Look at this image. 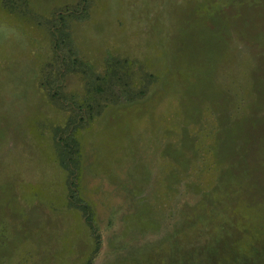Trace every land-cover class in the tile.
I'll return each mask as SVG.
<instances>
[{
	"label": "rangeland",
	"instance_id": "374dc122",
	"mask_svg": "<svg viewBox=\"0 0 264 264\" xmlns=\"http://www.w3.org/2000/svg\"><path fill=\"white\" fill-rule=\"evenodd\" d=\"M202 1L0 0V264H196L232 228L224 195L264 169V106L243 94L264 55L227 47Z\"/></svg>",
	"mask_w": 264,
	"mask_h": 264
},
{
	"label": "trees",
	"instance_id": "16d2710c",
	"mask_svg": "<svg viewBox=\"0 0 264 264\" xmlns=\"http://www.w3.org/2000/svg\"><path fill=\"white\" fill-rule=\"evenodd\" d=\"M27 3V0H24ZM197 3V2H196ZM198 10L201 12V19L203 23L210 25H216L213 29L219 30L217 33L227 32V47L229 37L232 33L238 35V37L246 39L253 45L257 46L264 55V0H203L201 3H197ZM194 15V13H192ZM190 26L189 25L187 27ZM186 31V30H185ZM229 50V49H228ZM181 60V58H180ZM259 60V62H258ZM254 64L255 80L248 89L243 91V94L247 97L252 98L253 103L255 102L258 107H263L264 103V75L261 73V62L258 59ZM182 62V60H181ZM125 74L129 75L132 79L134 73L131 70H127ZM119 73L117 71H107L103 76V80L106 85L114 82L117 79ZM194 86V93L198 89L195 83H191ZM229 96V95H225ZM241 103L244 102L240 100ZM256 107V109L258 108ZM84 109V112H88L89 117L77 120L80 123L86 122L87 119L93 117V112L96 109L92 103H83L80 109ZM83 111V110H82ZM83 112V113H84ZM92 112V113H91ZM262 122V121H261ZM262 124H259L256 128H250L252 130L260 129ZM68 130L63 133L60 131L58 135L66 134L67 137H61L63 145L60 147L61 156H63V164L68 166V163L73 162L79 155L78 149H76L73 143L76 142L74 135L76 129H73L71 133L69 127H65ZM264 132V127L262 128ZM261 129V130H262ZM259 130V131H261ZM68 138V139H67ZM254 140L251 141L248 149L252 150L257 148L255 151L259 153L261 145L259 146ZM260 157H258V160ZM259 163V162H258ZM264 166V164H260ZM75 174V170L70 169ZM263 173V174H262ZM264 175V169L260 168L258 171V180L254 182L244 181L246 175H241V178H235L237 184L241 187L239 193L230 195L226 193L224 196L226 199L223 200L225 209L233 207L235 222L231 229L226 232L225 226L218 231L213 230L215 236L220 239L212 241V245L207 249L204 247H193L188 250V256L190 262L196 260V264H203L210 258H213L215 264H239L240 259L249 261V264H264V190L259 188V182L262 181ZM70 182L71 187H76V179L72 177ZM252 185H255L253 188ZM77 190H72V199L75 200ZM249 214V215H247ZM251 218L253 220L251 221ZM250 221L248 222V220ZM213 221V220H212ZM210 225V224H209ZM203 260H198L200 258ZM195 258V259H194ZM233 258V259H232ZM235 258V259H234ZM198 260V261H197Z\"/></svg>",
	"mask_w": 264,
	"mask_h": 264
}]
</instances>
